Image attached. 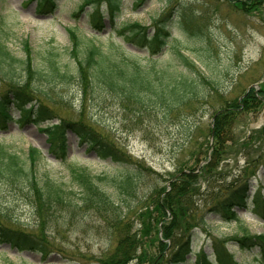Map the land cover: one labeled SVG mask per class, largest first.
Returning a JSON list of instances; mask_svg holds the SVG:
<instances>
[{
    "label": "rangeland",
    "instance_id": "rangeland-1",
    "mask_svg": "<svg viewBox=\"0 0 264 264\" xmlns=\"http://www.w3.org/2000/svg\"><path fill=\"white\" fill-rule=\"evenodd\" d=\"M82 3L83 0H56L54 9L40 12L37 0H0V40L14 57L13 64L18 66L30 58L33 67L45 69L47 57L53 55L60 65H71L66 28L77 29L106 48L112 41H121L118 33L126 24L139 22L150 34L155 24H162L172 41L158 53L151 55L146 49L135 51L126 43H122L123 48L143 68L152 67L160 74H190L203 94L178 115L163 119L159 110L126 111L118 98L101 88H86L83 98L79 81L73 74L66 81L56 80L52 84L40 78L36 85L56 103L55 116L36 127L32 122L19 123V113L10 111L13 121L8 122L6 129L0 128V142L23 160L27 159L30 148L38 149L40 158L33 169L40 183L50 179L77 191L68 170L70 162L87 166L93 174L106 175L107 179L100 185L111 193L123 215L122 233L127 231L136 241L132 246L137 248V259L127 264H151L160 234L155 226L153 205L146 201L150 188L157 181L160 185L167 184L166 178L181 167L202 165L210 152L209 128L214 112L240 97L248 86L258 88L264 81V14L255 8L241 10L233 0H122L115 21L110 23L105 17L104 28L97 31L88 14L91 5L84 3L79 10ZM185 16L191 17L189 25ZM191 27L195 30L193 35L188 32ZM176 49L194 61V66L188 61L184 63L175 53ZM4 86L0 80V89ZM60 116L94 124L98 133L106 134L134 163L99 159L72 132L67 134V161L54 159L48 153L47 137L40 129L48 123H57ZM225 137L230 140L226 142L227 154L219 168L230 180L239 174L238 169L246 160L254 159L264 149V104L253 111L234 114ZM127 169L134 172L136 180V192L131 196L117 192L111 181L121 179ZM204 190L202 184L196 196L199 205L200 193ZM249 190L250 200L254 192L264 197L263 169L249 180ZM144 211H147L146 219L138 218ZM237 214L241 222H228L204 210L205 223L194 230L190 241L193 253L183 264H194V255L200 250L213 259L215 243L224 244L238 264H264L259 260L258 248L243 250L228 239L241 234L243 227L250 233L264 234V220L253 213L251 204L245 210H237ZM68 216L65 210L56 211L40 230L30 189H18L0 180V221L7 227L24 230L47 250L43 257L37 249L19 251L3 242L0 264H100L120 252L117 240L121 235L116 237L97 213L77 210L71 223L63 222ZM185 233H175L178 238L170 243L171 250Z\"/></svg>",
    "mask_w": 264,
    "mask_h": 264
},
{
    "label": "trees",
    "instance_id": "trees-1",
    "mask_svg": "<svg viewBox=\"0 0 264 264\" xmlns=\"http://www.w3.org/2000/svg\"><path fill=\"white\" fill-rule=\"evenodd\" d=\"M55 1L37 0L38 10L45 12L51 7L54 9ZM233 1L241 10L250 11L251 8H255L264 14V0ZM84 3L91 5L88 14L93 29L97 31L104 28L105 17L113 23L122 7V0H83L79 10H82ZM185 17L189 25L191 17ZM66 31L70 40L71 65H60L56 58L50 55L45 62V69L33 67L30 58L24 59L16 66L13 64L14 57L10 56L5 44L0 40V80L5 85L0 89L1 129H6L8 122L13 120L10 111L19 112V123L32 122L35 126L55 116L56 103L36 85L40 78L52 84L56 80L66 81L73 74L79 81L83 98L86 88H101L111 93L114 98H118L124 110L133 109L139 112L159 110L163 119L178 115L188 104L203 94L199 91L195 78L190 74L177 75L172 72L160 74L152 67L143 68L136 59H131L123 48L122 43H126L138 50L146 49L151 55L158 53L163 46L172 41L169 32L162 24H155L152 34L139 22L126 24L118 33L121 41H112V45L106 48L94 39L81 35L77 29L66 28ZM188 32L195 34L193 27L189 28ZM175 53L184 63L188 61L194 66V62L186 57L182 50L176 49ZM226 103L227 105L213 114L212 125L209 128L212 142L208 146L210 151L208 157L203 158L204 163L198 167H181L166 178L167 184L160 185L157 181L150 188L146 201H150L153 205L155 226L157 233L160 234V237H157L156 251L151 264L186 262L188 255L193 253L190 241L194 230L201 228L205 223L204 210L218 215L223 221L240 222L237 210L247 209L251 204L253 213L264 220V198L260 193L254 192L249 202V180L255 176L259 167L264 170V149L254 159L246 160L238 169L239 174L230 181L227 180V173L224 174L219 168L220 161L227 154L226 142L230 139L225 137V132L230 120L238 112L253 111L256 106L264 104V81L259 83L258 88L245 89L240 97ZM40 130L47 137L48 153L56 160L67 161V134L72 132L78 142L86 144V149L93 150L99 159L133 162L125 151L107 138L106 134L98 133L94 124L87 122L82 124L80 121L75 122L60 116L57 123H48ZM39 158V151L36 148H30L27 159L23 160L0 142V180L18 189L25 187L30 189L32 208L39 217V229L45 228V223L50 220V216L55 215L56 211L68 212V218L62 219L65 223L72 222L77 210L92 211L113 229L112 233L116 237L121 235L117 240L120 252L109 256L106 263L100 262V264H127L128 261L137 259L135 255L137 248L132 246L133 236L127 231L122 233L124 230L120 225H123V215L118 210L111 193L100 185L107 176L93 174L87 166L70 162L68 170L77 191L50 179H44L40 183L36 170L33 169ZM133 174L132 170L127 169V174L121 179H111L117 192L129 196L135 194L136 180ZM202 184L205 190L200 193L201 205H199L196 203L199 199L196 196L199 195ZM74 195L77 199L75 202H73ZM139 217L146 219L147 211L140 213ZM143 222L142 220L141 223ZM178 231L186 233L171 250L170 243L178 238L175 235ZM40 235L45 236L44 233ZM40 239L42 240L41 237ZM228 239L243 250L258 248L259 260L264 263V234H252L243 227L241 234L232 235ZM3 242H8L19 251L37 249L43 257L47 254L44 245L33 241L24 230L7 227L0 221V244ZM212 250L213 259H210L203 250L196 252L194 264H238L224 244L215 243ZM59 252L63 254L62 251ZM164 252H167L166 255H163Z\"/></svg>",
    "mask_w": 264,
    "mask_h": 264
},
{
    "label": "bare ground",
    "instance_id": "bare-ground-1",
    "mask_svg": "<svg viewBox=\"0 0 264 264\" xmlns=\"http://www.w3.org/2000/svg\"><path fill=\"white\" fill-rule=\"evenodd\" d=\"M183 52V51H182ZM184 53V52H183ZM185 55V54H184ZM186 56V55H185ZM230 180H232V179H230ZM230 180H228V181H230ZM233 256V255H232ZM234 258V257H233ZM235 260V259H234Z\"/></svg>",
    "mask_w": 264,
    "mask_h": 264
}]
</instances>
